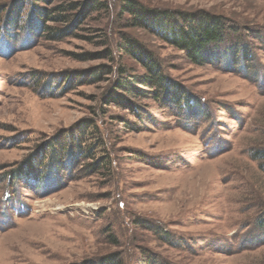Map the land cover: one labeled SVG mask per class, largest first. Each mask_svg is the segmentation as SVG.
I'll list each match as a JSON object with an SVG mask.
<instances>
[{
  "label": "rangeland",
  "instance_id": "obj_1",
  "mask_svg": "<svg viewBox=\"0 0 264 264\" xmlns=\"http://www.w3.org/2000/svg\"><path fill=\"white\" fill-rule=\"evenodd\" d=\"M101 1L57 38L30 24L32 0H0V264L106 255L115 264H264V171L250 156L264 146V0H136L147 10L228 17L233 45L208 50L218 58L205 64L125 27L121 0ZM121 33L202 106L181 114L143 99L139 121L104 104L117 68L142 72L117 47ZM106 49L113 59H83ZM55 136L78 137L85 155L38 184L13 180L9 172Z\"/></svg>",
  "mask_w": 264,
  "mask_h": 264
},
{
  "label": "trees",
  "instance_id": "obj_2",
  "mask_svg": "<svg viewBox=\"0 0 264 264\" xmlns=\"http://www.w3.org/2000/svg\"><path fill=\"white\" fill-rule=\"evenodd\" d=\"M51 2V0H32L29 22L34 24L33 20H38L42 30H52L53 36L57 38L72 34L93 10L105 5L101 0H73L66 4ZM42 4L49 7H44ZM119 14L121 18L127 15L125 27L140 28L152 33L163 42L181 50L195 64H205L217 59L218 56H212L208 50H224L227 45H233L235 39L233 34L238 30L228 17L221 14L205 10L181 14L167 10H147L136 0H121ZM47 21L62 25L59 27L45 25ZM117 47L131 56L139 64L142 72H133L125 67L117 68L114 84L103 97L104 104H112L128 110L139 121H142L147 114L145 106L141 103L143 99H151L181 114L190 113L194 108L202 106L200 100L163 72L160 61L138 39L127 33H121V41ZM245 50L246 48H237L234 52L242 53ZM101 54L82 56L85 60L101 56L109 60L113 59L110 49H106ZM90 72L94 78H99L101 71L98 73L91 69ZM107 72H112L111 67H107ZM89 125L90 123L85 121L81 124L83 129ZM77 138L66 143L67 140L57 139L55 136L47 142L42 149L44 151L23 160L9 172V175L13 180L38 184L43 177L63 170L76 158L85 155L75 141ZM47 151L46 160L39 159V156ZM250 156L258 161L259 167L264 171V146L253 149ZM88 165L91 167L95 163ZM261 222L264 226V217L261 218ZM115 260V255H106L97 261L82 264H115Z\"/></svg>",
  "mask_w": 264,
  "mask_h": 264
}]
</instances>
